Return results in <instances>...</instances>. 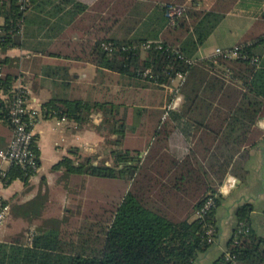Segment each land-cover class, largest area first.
<instances>
[{"label":"trees","instance_id":"obj_1","mask_svg":"<svg viewBox=\"0 0 264 264\" xmlns=\"http://www.w3.org/2000/svg\"><path fill=\"white\" fill-rule=\"evenodd\" d=\"M118 1L117 7L110 9L111 25H121L132 34L95 39L87 45L86 60L133 77L142 87L158 89L169 85L176 72H184L185 78L174 92L181 95L180 105L167 109L165 104L153 112L158 117L152 138L139 156L136 150L116 147L127 129V106L81 99L43 102V116L65 115L77 124L98 113L102 116L99 129L113 135L105 139L110 147L104 158L82 157L76 148H70L75 157L64 156L52 168L62 166L68 175L113 179L122 186L118 184V191L110 195L116 197L109 207L92 217L37 229L29 244L19 234L0 242V264H192L216 238L215 211L223 198L219 186L227 176L242 180L246 174L250 148L263 135L258 121L264 119V63H251L247 58L257 53L244 45L238 58L218 57L217 63L194 61L221 14L193 9L186 5L187 0ZM41 3L53 4L54 0H29L24 9L18 0H0L2 92L8 93L16 77L7 72L8 57L2 54L23 46L29 34L26 25L32 19L28 13ZM59 3L83 8L75 0ZM176 6L181 11L170 17L168 10ZM147 40L158 41L161 48L152 43L141 51ZM102 44H109L110 49ZM146 68L152 72L142 78L140 72ZM224 68L231 70L228 79ZM9 102L0 96V118L7 123ZM16 177L27 180L30 174L11 168L7 183ZM208 197H213L214 205L200 215ZM253 210L252 202L236 207V223L224 248L239 264H264V236L252 225ZM240 222L247 232L234 242L233 233ZM210 228L214 230L211 236L207 233ZM222 260L221 253L216 264Z\"/></svg>","mask_w":264,"mask_h":264},{"label":"crops","instance_id":"obj_2","mask_svg":"<svg viewBox=\"0 0 264 264\" xmlns=\"http://www.w3.org/2000/svg\"><path fill=\"white\" fill-rule=\"evenodd\" d=\"M75 1L81 2L83 6L81 10L72 8L73 4L59 3V0H54L53 4L41 3L32 8L28 13L32 19L26 25L29 34L25 37L23 46L10 48L2 54L8 57L5 62L7 72L16 76L14 82L19 80L25 85L28 103L40 109V115L33 124L39 158L38 171L27 180L13 178L0 188V201L8 204L10 209L0 227V242L17 235L14 234L17 226L32 225L38 219H44L45 204L56 201L55 197L60 200L62 193L58 191V187L62 185L59 178L68 174L65 173L64 167L53 169L52 166L64 156L75 157L76 154L69 152L70 148H76L82 157L96 155L97 160L104 158L103 155L109 151L110 146L105 139L113 135H106L104 130L97 129L96 126L102 122L100 114H93L90 121L77 124L65 115L43 116L41 113L43 102L55 98L90 102L111 101L120 107L125 105L128 108V115L124 136L131 131L140 132L139 128L129 123L132 107L137 106L136 114L141 117L139 125L150 123L152 126L149 140L152 138L151 132L158 117V114L156 117L153 112L167 104L165 98L166 91L169 90L168 85L158 89L153 85L142 87L138 82L128 83L124 88L120 86L108 88V98L93 100L94 97L88 93V83L93 87L94 73L110 70L97 67L86 60L87 45L97 38L104 36L122 38L132 32L127 33L121 25H111L108 11L117 7L118 0ZM186 5L193 9L212 10L221 14L220 21L199 48L198 55L209 54L215 47L225 48L246 42L257 53L255 56H258L259 62L264 63V0H187ZM67 10L75 12L67 14L65 12ZM175 83L171 82L170 85ZM258 126L263 130V135L257 143L261 147L264 143V119L258 121ZM10 137L9 124L0 118V150L7 148ZM146 142L144 146L148 144L147 140ZM116 147L136 150L139 156H142L147 146L127 147L123 145L122 140L121 145ZM254 147L255 145L250 148V152ZM228 177L234 179V185L229 190L241 181L233 176ZM228 191L222 192L223 196ZM263 191L264 183L262 198ZM243 202L251 201L242 195L230 208L233 207L235 213L236 207ZM255 213L253 210L252 218ZM235 223L236 219L230 231L219 238V241L217 231L213 242L215 246L201 253L192 264H216ZM34 225L35 230L44 229L37 224ZM257 233L264 236L258 231ZM30 240L31 238H27L25 243L29 244Z\"/></svg>","mask_w":264,"mask_h":264},{"label":"rangeland","instance_id":"obj_3","mask_svg":"<svg viewBox=\"0 0 264 264\" xmlns=\"http://www.w3.org/2000/svg\"><path fill=\"white\" fill-rule=\"evenodd\" d=\"M174 11L180 12L181 7H174ZM108 13H110V10ZM94 78V86L91 87L88 83L87 87L88 93L94 97L93 100L108 98V88L117 86L124 88L128 83L136 82V79L133 77L106 70L100 73H94ZM171 98L172 93L167 90L165 98L167 104ZM137 109V106L132 107L129 123L139 128L140 132L131 131L123 136V145L127 147H146L147 145L144 146V144L146 140L149 141L150 139L149 132L152 126L150 123L139 125L141 117L136 114ZM96 127L99 129L100 125ZM110 145L112 144L110 143ZM250 153L245 163L246 174L244 178L237 186L233 187L223 196L220 205L215 211L218 224L217 241H219V238L223 237L225 233L230 231L235 221V213L233 207L230 208V206L234 204L236 200L240 199L242 195L249 199L254 206L256 213L252 218L253 227L264 235V201L261 196L264 183V143H262L261 147L256 144ZM105 154L103 155L104 157L107 155ZM99 159L100 158H98V160ZM59 179L62 185L58 187V191L62 193L61 198L59 200L55 197L56 201L47 202L45 204L44 219H38V221L34 222L32 225L25 224L16 227L14 234L18 235L19 233V235H22L24 241H27V238H31V234L36 227L34 224L43 228L61 226L62 221L80 220L87 216L92 217L95 213L101 212L104 207H109L111 200L115 199L116 196L112 198L110 195L118 191V184L122 186V182L117 184L113 179L91 175H67L66 177L61 176ZM213 246H215V243H212L208 249Z\"/></svg>","mask_w":264,"mask_h":264},{"label":"built area","instance_id":"obj_4","mask_svg":"<svg viewBox=\"0 0 264 264\" xmlns=\"http://www.w3.org/2000/svg\"><path fill=\"white\" fill-rule=\"evenodd\" d=\"M20 3V9H24L28 4L29 0H18ZM179 12L174 11V7L168 10V15L172 17L174 14ZM152 43H155L158 48H161V44L158 41L147 40L141 44V51H145L150 47ZM105 49H110L109 44H102ZM248 46V44H235L231 47H215L209 54L199 55L195 60L209 59L214 63H217L218 57L225 59L238 58L241 53L243 46ZM244 58L246 55L243 56ZM247 58L250 59L251 63L258 64V56H251ZM189 60V61H193ZM224 76L229 77L231 70L229 68H224ZM151 68H146L140 72L142 78H147L151 74ZM1 73V72H0ZM185 78L184 72H176L170 79L171 82H176L174 85H168L170 92L172 93V99L167 105V109H175L180 105L181 95L174 94L179 85L182 84ZM0 96L3 99L9 98V112H8V124L11 128V137L9 144L6 149L0 150V188L6 185L8 180V172L11 168H19L25 174H30L32 176L39 169V158L37 152H35V134L33 133V124L40 115V109L33 107L28 103L27 89L24 84L19 80L14 83L10 88L8 93L2 92L0 89ZM166 114V113H165ZM234 185V179L228 177L224 180L223 184L220 186L219 191H228ZM214 205L213 197H208L200 210L201 214H205ZM9 212V205L4 204L0 201V227L4 223L7 214ZM213 228L208 229L207 233L211 236L213 233ZM247 228L244 227L243 223L238 224L237 230L233 233L234 242L238 241L240 235H245ZM208 241H212L209 237ZM223 260L221 264H239L233 254L229 251L222 252Z\"/></svg>","mask_w":264,"mask_h":264},{"label":"water","instance_id":"obj_5","mask_svg":"<svg viewBox=\"0 0 264 264\" xmlns=\"http://www.w3.org/2000/svg\"><path fill=\"white\" fill-rule=\"evenodd\" d=\"M140 155H142V154H140ZM94 164H96V163L94 162Z\"/></svg>","mask_w":264,"mask_h":264}]
</instances>
